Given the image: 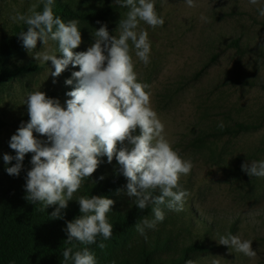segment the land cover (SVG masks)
I'll use <instances>...</instances> for the list:
<instances>
[{
  "label": "rangeland",
  "instance_id": "1",
  "mask_svg": "<svg viewBox=\"0 0 264 264\" xmlns=\"http://www.w3.org/2000/svg\"><path fill=\"white\" fill-rule=\"evenodd\" d=\"M66 1L75 8L115 5L109 21H79L82 43L75 52L86 51L94 43L95 31L103 24H107L110 34L118 35L119 22L129 10L117 7L115 0ZM36 2L0 0V38L12 34L15 23L10 16L16 11L26 13ZM155 3L165 23L153 29L140 22L138 31L149 32L150 63L145 66L139 61L133 48L134 70L139 82L150 85L147 91L151 93V106L165 125L166 138L193 167L190 174L180 179L182 189L189 193L184 210L163 208L165 219L146 230L147 245L160 241L162 248L153 254L156 260L168 261L184 254L189 244L200 243L207 249L191 253L182 264L189 260L193 264H213L214 260L220 264H264V178H251L241 170L245 162L264 161V17L258 15L264 0L258 5H251L248 0H196L194 8L188 7L186 0ZM201 14L208 17V22L201 21ZM42 46L38 40L35 51ZM50 46L56 47L54 42ZM29 61L38 63L25 48L23 55L10 58L7 65L13 67ZM42 66L41 70L23 74L0 88V120L5 123L0 128V181L4 183L8 176L2 169L3 156L15 151L9 147L10 139L21 123L30 119L25 104L27 95L42 90L66 107L70 99L66 93L76 86L75 79L72 85L65 81L72 78L79 66L69 65L55 78L49 75L54 71L51 61ZM220 122L230 128L237 123L250 124L251 128L219 134ZM135 134H139V129ZM34 135L47 141L46 136L35 132ZM100 160L97 170L84 179L68 207L75 206L82 193L93 190L98 182L120 174L115 158L111 163L106 156ZM102 175L105 178L100 180ZM127 182L122 179L108 197L114 200L108 221L116 210L134 202L126 195ZM3 200L0 184V207ZM146 218L154 219V215ZM229 233L252 240L257 256L253 259L243 253H229L227 246L219 245V237ZM144 241L135 225L128 234L103 241L105 248L97 246L91 251L97 264H144L140 252Z\"/></svg>",
  "mask_w": 264,
  "mask_h": 264
},
{
  "label": "clouds",
  "instance_id": "2",
  "mask_svg": "<svg viewBox=\"0 0 264 264\" xmlns=\"http://www.w3.org/2000/svg\"><path fill=\"white\" fill-rule=\"evenodd\" d=\"M122 8H128L126 18L119 22V34H110L107 24L94 33V43L86 51L75 52L82 43V35L76 19L65 22L54 14L55 0H37L26 13L16 11L10 16L13 23H23L26 31L18 37L23 46L39 65L51 61L52 77H59L68 68L79 66L72 78L65 81L73 90L66 107L58 99L50 98L42 90L27 95L29 121L21 123L12 135L9 147L16 155L3 156L6 172L19 176L27 153H34L33 167L26 177L25 199L41 204V211L58 205L50 217L63 218L62 210L68 207L74 193L79 190L85 178L92 177L106 156L107 162H118V173L126 179V195L133 198L140 210L152 206L154 219L144 218L136 229L147 241V229H153L157 222L165 219L163 208L180 212L184 210L189 193L180 185L181 176L190 174L193 167L190 160L180 156L164 134L165 125L151 106L150 85L138 81L134 70L131 51L145 66L150 63L151 43L149 32L139 29L141 21L151 28L163 26L165 19L158 15L155 0H115ZM251 5L260 0H248ZM43 5L42 10H37ZM190 8L197 7L196 0H186ZM258 15L264 17V7L258 8ZM201 21L208 17L201 14ZM100 23V21H97ZM42 48L35 51L37 42ZM50 42L56 47L52 48ZM131 42V43H129ZM62 53L61 57L57 53ZM55 82V80L53 81ZM223 122L218 128L223 130ZM139 129V134H135ZM35 133L46 136L47 141L38 139ZM119 145V148H118ZM15 160L16 163L12 164ZM11 165V166H8ZM241 170L249 177L264 178V161L245 162ZM102 175L99 179L103 180ZM122 191V190H118ZM81 215L68 221L65 243L78 241L84 245L73 252L67 247L63 253V264H97L95 254L88 245L103 240L99 248L112 237L113 225L107 214L112 210L114 200L93 195L78 199ZM228 247L229 253H243L255 258L252 240H242L238 235L227 234L217 240ZM187 264H193L191 260ZM213 264H220L214 260Z\"/></svg>",
  "mask_w": 264,
  "mask_h": 264
},
{
  "label": "trees",
  "instance_id": "3",
  "mask_svg": "<svg viewBox=\"0 0 264 264\" xmlns=\"http://www.w3.org/2000/svg\"><path fill=\"white\" fill-rule=\"evenodd\" d=\"M118 7V5H116ZM115 5L109 4L100 9L75 8L66 0H55L54 14L65 22L76 19L78 21L93 23L97 21H109L113 15ZM27 26L23 23L14 24L12 34L0 38V88L7 82L17 77L36 72L43 68L42 65L29 61L23 64H15L13 67L7 65L10 58L20 56L25 53L22 40L18 37L21 31H26ZM234 43H237L235 41ZM0 120V128L4 126ZM251 128L250 124L237 123L236 127H224L219 129V134L234 133ZM10 155L15 156L16 152ZM34 153H27L24 158L23 168L19 176H11L6 172V165L3 171L8 176L6 183L0 181L3 188V204L0 207V264H63L62 253L67 247H73V252L81 250L84 245L78 241H73L71 245L65 243L67 233L66 224L81 215L78 200L73 207L62 210L63 218L53 219L51 212L55 209L41 211V204H33L25 199L26 177L28 171L33 167L31 159ZM16 161L13 160L12 164ZM11 166V165H8ZM125 177L120 173L105 182H98L93 190H86L81 196L91 198L93 195L110 197L121 180ZM153 215L152 206L145 210H140L135 202H132L124 209L114 212L109 222L113 225L114 235H125L134 229L135 225L144 218ZM157 238V236L155 237ZM103 240L97 237V243L88 245L92 250ZM162 245L159 240H155L147 245V241L141 245L140 252L144 264H182L197 251L206 250L205 244L192 243L184 248V254L173 257L170 260H156L153 254L160 251ZM72 264V262H69ZM127 264V263H126Z\"/></svg>",
  "mask_w": 264,
  "mask_h": 264
}]
</instances>
